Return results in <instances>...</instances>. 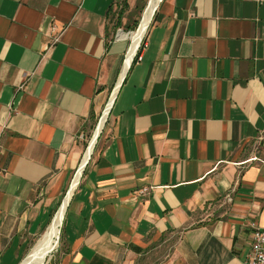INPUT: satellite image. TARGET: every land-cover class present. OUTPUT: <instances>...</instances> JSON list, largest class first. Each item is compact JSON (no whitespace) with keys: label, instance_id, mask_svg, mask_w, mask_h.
Listing matches in <instances>:
<instances>
[{"label":"crops","instance_id":"1","mask_svg":"<svg viewBox=\"0 0 264 264\" xmlns=\"http://www.w3.org/2000/svg\"><path fill=\"white\" fill-rule=\"evenodd\" d=\"M145 1L0 0V264L47 228ZM145 41L49 264H154L172 238L166 264H245L264 229V1L162 0Z\"/></svg>","mask_w":264,"mask_h":264},{"label":"bare ground","instance_id":"2","mask_svg":"<svg viewBox=\"0 0 264 264\" xmlns=\"http://www.w3.org/2000/svg\"><path fill=\"white\" fill-rule=\"evenodd\" d=\"M161 3V0H148L147 5L143 11L142 17L140 19V23L136 30L133 32H126L121 31L119 34V37L122 38H129L130 39V46L123 64L122 72L119 78V81L117 85L114 88L112 98L108 105L106 106L97 126L96 129L89 141L88 148L85 152V155L83 157V160L81 162V167L77 170L72 183L71 188L69 189L68 193L64 197L59 209L54 214L51 223L47 227V229L44 231L40 239L37 241V243L34 245V247L31 249V251L27 254V256L22 260L20 264H42L45 263L48 255L58 246L59 238H60V232L61 227L63 225V221L66 215V210L68 207V204L72 198V195L77 188L82 174H83V168L87 161L90 160V157L93 154V151L95 149V146L97 144L96 139L99 133L103 130L105 123L108 118V113L110 108L112 107L113 100L118 92L119 86L126 75L134 55L137 52V48L139 47L142 39L144 38L151 21L153 19V16L155 12L157 11L158 5ZM98 141V140H97Z\"/></svg>","mask_w":264,"mask_h":264},{"label":"rangeland","instance_id":"3","mask_svg":"<svg viewBox=\"0 0 264 264\" xmlns=\"http://www.w3.org/2000/svg\"><path fill=\"white\" fill-rule=\"evenodd\" d=\"M147 2H148V0H146L144 3H139V5L137 6V8L136 9H134L133 10V12L130 14V16H129V20L127 21V24H123L124 26V30L125 31H129V30H127V28H126V26H128V25H133L135 22H138L139 21V23H140V19H141V17H142V14H143V11H144V9H145V7H146V5H147ZM153 18H154V16H153ZM152 21H153V19H152ZM152 21H151V23H152ZM139 25V24H138ZM151 25V24H150ZM150 27V26H149ZM148 30H149V28H148ZM148 30H147V32H148ZM147 32H146V34H147ZM146 34H145V36H146ZM144 36V37H145ZM128 41H129V43H130V39H128ZM101 116H102V114H101ZM100 116V117H101ZM100 119V118H99ZM99 121V120H98ZM98 121L96 122V126H97V124H98ZM96 126H95V128H94V130L96 129ZM93 133L94 132H92V134H91V136H90V138H89V140H88V142H87V144H86V148H85V150L88 148V145H89V141H90V139H91V137H92V135H93ZM84 174V173H83ZM83 174H82V177H83ZM82 177H81V180H82ZM81 180H80V182H81ZM80 182H79V184H80ZM72 183V182H71ZM78 184V185H79ZM70 187V186H69ZM69 189V188H68ZM68 189H67V191H68ZM67 191H66V193L64 194V196H63V198H62V200H61V202H60V204H58V206L56 205V210H55V212H53V215L51 216L52 218H53V216H54V214L57 212V210L59 209V207H60V205H61V203H62V201H63V199H64V197L66 196V194H67ZM66 216V215H65ZM52 218L50 219V221H49V224L51 223V221H52ZM65 219V218H64ZM49 224H48V226H49ZM63 225H64V222H63ZM63 225H62V227H61V233H60V239H59V243H58V246L48 255V257H47V259H46V261H45V263L44 264H49V262L51 261V259L53 258V255L54 254H56L57 253V250L59 249V247H60V245H61V235H62V229H63ZM47 226V227H48ZM47 228H45L44 230H43V232L40 234V235H38V236H36L35 237V240H33V242H32V245H31V248H30V250L28 251V253L31 251V249L34 247V245L37 243V241L40 239V237L42 236V234L44 233V231L46 230ZM172 241H174V238H172V239H170L169 241H167L166 243H164L162 246H160L157 250H156V252H158V255H154L153 256V259H152V261L154 262V264H155V262H157V264H166V261H167V258H166V254L168 253V252H170L171 251V249H172V244H171V242ZM161 245V244H160ZM27 253V254H28ZM20 262V261H19ZM21 262H22V260H21ZM15 264H18V261H16L15 262Z\"/></svg>","mask_w":264,"mask_h":264},{"label":"built area","instance_id":"4","mask_svg":"<svg viewBox=\"0 0 264 264\" xmlns=\"http://www.w3.org/2000/svg\"><path fill=\"white\" fill-rule=\"evenodd\" d=\"M261 2L264 0H260ZM123 29L118 31V36ZM60 35L57 36L56 41L59 39ZM147 47V42L145 41V37L142 39L137 53L134 59L141 60L142 53L141 50H144ZM23 85H20L19 88H22ZM226 200L231 202L233 200L232 195L228 194L226 196ZM245 264H264V229L256 228L253 233V238L250 246V250L245 257Z\"/></svg>","mask_w":264,"mask_h":264},{"label":"water","instance_id":"5","mask_svg":"<svg viewBox=\"0 0 264 264\" xmlns=\"http://www.w3.org/2000/svg\"><path fill=\"white\" fill-rule=\"evenodd\" d=\"M161 2H162V0H161ZM160 5V4H159ZM159 5H158V7H159ZM158 7H157V9H158ZM156 13V12H155ZM155 15V14H154ZM134 30H129L128 32H133ZM139 48V47H138ZM138 48H137V50H138ZM137 53V52H136ZM136 55V54H135ZM135 55H134V57H135ZM134 57H133V59H132V63H133V61H134ZM132 63H131V65H132ZM131 65H130V67H131ZM130 67H129V69H130ZM128 69V70H129ZM128 72V71H127ZM126 75H127V73H126ZM126 75L124 76V78H123V80H122V82H121V84L123 83V81H124V79H125V77H126ZM121 84H120V86H121ZM120 86H119V88H120ZM115 98H116V96H115ZM115 98H114V100H113V104H114V101H115ZM113 104H112V106H113ZM111 109H112V107L110 108V110H109V113H110V111H111ZM109 113H108V115H109ZM102 132V131H101ZM101 132L99 133V135L97 136V139H96V142H97V140H98V138L100 137V134H101ZM90 159H91V157H90ZM90 161V160H89ZM89 161H87V163L85 164V166H84V168H83V172H84V169H85V167L87 166V164H88V162ZM80 167H81V165H80ZM79 167V168H80ZM71 188V184H70V187H69V189ZM69 189H68V191H69ZM68 191H67V193H68ZM70 203V202H69ZM68 207H69V204H68ZM68 207H67V209H68ZM66 212H67V210H66ZM64 222V221H63ZM61 233V232H60ZM60 239V238H59ZM59 243V242H58ZM42 264H44V263H42Z\"/></svg>","mask_w":264,"mask_h":264},{"label":"trees","instance_id":"6","mask_svg":"<svg viewBox=\"0 0 264 264\" xmlns=\"http://www.w3.org/2000/svg\"><path fill=\"white\" fill-rule=\"evenodd\" d=\"M138 24H139V21L138 22H135L133 25H128L126 26L127 30H136L137 27H138ZM136 58L134 59L133 63L135 62ZM132 63V64H133ZM68 210V209H67ZM65 221V219H64ZM63 230V229H62Z\"/></svg>","mask_w":264,"mask_h":264}]
</instances>
